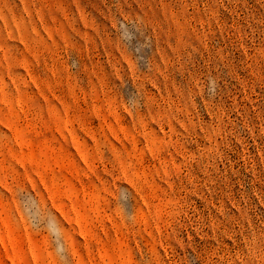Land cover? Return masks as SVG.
I'll return each mask as SVG.
<instances>
[{"label": "rangeland", "instance_id": "1", "mask_svg": "<svg viewBox=\"0 0 264 264\" xmlns=\"http://www.w3.org/2000/svg\"><path fill=\"white\" fill-rule=\"evenodd\" d=\"M0 264H264V0H0Z\"/></svg>", "mask_w": 264, "mask_h": 264}]
</instances>
